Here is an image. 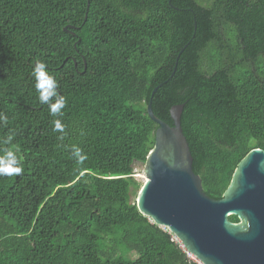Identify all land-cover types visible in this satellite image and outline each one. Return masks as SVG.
Instances as JSON below:
<instances>
[{"label":"trees","instance_id":"1","mask_svg":"<svg viewBox=\"0 0 264 264\" xmlns=\"http://www.w3.org/2000/svg\"><path fill=\"white\" fill-rule=\"evenodd\" d=\"M37 60L60 115L39 101ZM150 99L168 124L183 104L193 171L220 199L264 149V0H0V155L23 168L0 176V264H199L136 207L134 166L158 127Z\"/></svg>","mask_w":264,"mask_h":264},{"label":"water","instance_id":"2","mask_svg":"<svg viewBox=\"0 0 264 264\" xmlns=\"http://www.w3.org/2000/svg\"><path fill=\"white\" fill-rule=\"evenodd\" d=\"M182 109L183 104L170 108L168 124L154 114L151 99L147 105L158 127L143 164L145 180L135 197L138 211L173 234L198 263L264 264V149H251L237 164L222 197L211 198L192 168ZM231 215L238 221H231Z\"/></svg>","mask_w":264,"mask_h":264},{"label":"clouds","instance_id":"3","mask_svg":"<svg viewBox=\"0 0 264 264\" xmlns=\"http://www.w3.org/2000/svg\"><path fill=\"white\" fill-rule=\"evenodd\" d=\"M47 66L44 62L37 60L32 71V75L35 78V88L39 93V101L42 104H48L50 114L60 115L62 109L65 107L66 100L63 96L57 93L58 82L50 75L47 70ZM54 101V102H53ZM7 117L0 113V122L6 124ZM54 131L63 134L64 125L60 120H55ZM13 139L12 135H9L4 143H11ZM58 139H63V135L59 136ZM72 157L77 163H83L87 156L83 153V150L78 146H73ZM23 171L21 162L14 151L5 149L3 155H0V176H13L20 175Z\"/></svg>","mask_w":264,"mask_h":264},{"label":"rangeland","instance_id":"4","mask_svg":"<svg viewBox=\"0 0 264 264\" xmlns=\"http://www.w3.org/2000/svg\"><path fill=\"white\" fill-rule=\"evenodd\" d=\"M135 174H134V176H135V178L138 180V181H141V182H144V180H145V175H144V173H143V164H141V163H137L135 166ZM134 197H136L135 195H134ZM134 200H135V198H134ZM190 256V255H189ZM192 257V256H191ZM193 259H195L194 257H192ZM196 260V259H195ZM197 261V260H196ZM198 262V261H197ZM199 264H201V263H199Z\"/></svg>","mask_w":264,"mask_h":264},{"label":"bare ground","instance_id":"5","mask_svg":"<svg viewBox=\"0 0 264 264\" xmlns=\"http://www.w3.org/2000/svg\"><path fill=\"white\" fill-rule=\"evenodd\" d=\"M172 2V1H171ZM107 256V255H106Z\"/></svg>","mask_w":264,"mask_h":264}]
</instances>
